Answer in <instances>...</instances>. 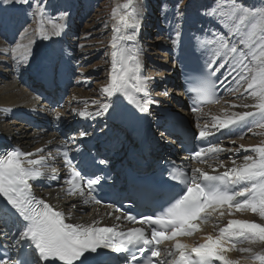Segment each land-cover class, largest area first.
<instances>
[{"label":"snow or ice","instance_id":"snow-or-ice-1","mask_svg":"<svg viewBox=\"0 0 264 264\" xmlns=\"http://www.w3.org/2000/svg\"><path fill=\"white\" fill-rule=\"evenodd\" d=\"M132 0L124 7L127 8ZM225 4L227 7L225 8ZM9 5L21 6L28 15L38 13L41 16L48 10V3L45 0H0V9ZM141 8H145L141 5ZM176 16L182 22L184 10L181 11L180 0L176 5ZM16 9H13L15 11ZM60 19L65 21L64 25H54L51 35H46L43 27L40 29L42 40L59 38L68 27L70 12L61 10L58 13ZM200 15L215 21L217 29H207L194 35V47L198 50H209L212 55L208 59L206 70L207 78L204 87L211 89L213 86L223 87L231 91H239V86L247 83L245 93H249L259 99L255 105L259 109V115L264 120V0L258 6L246 5L243 0H214L210 6L200 9ZM252 21H255L254 23ZM12 19L7 14L0 12V29L8 27ZM123 29H131V34L127 36L119 35L121 27L115 29L117 36L111 44L112 70L111 84L105 87L103 92L108 98L126 97L127 100L136 107L139 113H150V108L154 101L144 98H135L130 94L129 88L137 93H147L149 81L138 75L141 68L137 57L131 60L121 50L117 41L134 40L137 35L138 25L129 23L128 17H121ZM251 24L248 31L245 29ZM181 31L176 32L174 43H179ZM240 37L235 43L232 38ZM31 43V42H30ZM242 46V47H241ZM26 51L23 56L22 68H29L33 63L28 46H24ZM247 49L248 51H244ZM259 50L257 56L256 50ZM260 63V68L255 76L248 82L246 72L250 73L248 57ZM122 66L118 69L117 64ZM34 76L50 87H57L62 76L63 69L55 55L42 59L30 69ZM231 78V81H230ZM234 82L237 87L229 88V84ZM258 89V91L253 90ZM165 95H168L165 89ZM233 107H236L233 105ZM245 107H248L245 105ZM113 109V99L101 104L95 113L79 112L80 116L103 117ZM195 111V107L192 109ZM251 111L236 113L228 118H214L213 128L216 132L222 129H229L230 126H240L249 117H254ZM264 127V124H260ZM199 125L197 128L199 129ZM213 134L207 128L197 132V138L203 139ZM81 138L88 136L86 131L79 133ZM75 139V137H73ZM243 149V145L239 146ZM220 147L199 148L193 152L196 159H200L202 153L220 152ZM252 151L259 153V160H254L253 156L243 157L245 163L225 168L219 175H209L200 169H192L191 175L185 172L175 174L169 171V178L185 184L186 193L176 199L163 215H134L129 212H122L116 217L117 221L127 220L130 223H139L140 227H133L130 230H117L116 226L97 227L92 224L82 225L66 222L64 214L55 210L43 198H37L32 193L30 180L42 176L41 172H33L22 166L19 159L24 154L12 151L6 159H0V199L5 203L0 204V237L11 238L7 245L0 244V264H114V258L110 253H129L127 264H153L150 257H159L160 252L157 245L162 239H174L183 234H190L197 227L194 223L208 209H216L222 205L232 206L235 202L237 209H251L264 217V147L253 148ZM65 163L72 167V159L68 151H64ZM39 160L29 159L28 164L35 165ZM100 165L108 162L99 160ZM175 167V166H174ZM220 167H225L223 163ZM55 173V169L52 170ZM53 179H59L53 176ZM107 177L103 173L93 175L86 180L87 189L90 193L95 192L98 187H102L107 182ZM207 183H200L198 181ZM85 180V176L80 171L73 170L72 179L68 181L71 185L69 191L77 190L83 196L85 194L80 182ZM219 182V183H216ZM251 195V199L248 196ZM244 197V201L237 200ZM87 203V201H85ZM100 203V200H96ZM111 207V205H109ZM115 211H120L117 207ZM13 218L23 223V227L11 226ZM144 225L150 226V231L146 233ZM160 226L164 230H157ZM170 230V235L168 234ZM221 237L213 239L208 237V242L200 244L191 249L199 259H192L186 254L188 245L177 242L175 251L179 253L177 264H210L211 260L222 261L223 264H233L222 254V238L226 235L245 236L251 234L264 240V225L256 222H245L232 220L227 227L220 230ZM27 242L29 248H34L37 256H32L28 252L21 254L13 260L10 255L13 251H21L22 246ZM244 251H249L244 249ZM172 255V252L168 253ZM261 264H264V256L258 257ZM155 264H159L156 261Z\"/></svg>","mask_w":264,"mask_h":264},{"label":"rangeland","instance_id":"rangeland-1","mask_svg":"<svg viewBox=\"0 0 264 264\" xmlns=\"http://www.w3.org/2000/svg\"><path fill=\"white\" fill-rule=\"evenodd\" d=\"M45 2L48 3V10L44 14L46 15L45 21L42 20V16L38 13L28 15V12L22 10L21 6L18 5H9L7 8L0 9V12L7 14L12 19V23L8 27L17 30V34L13 40L8 42L11 37L6 36L4 32L5 28L0 29V95L7 99L16 98V100H19V106L26 104L24 100L30 101L29 96L31 91L27 90L23 82L28 81V71H30L31 66L29 68H22L23 57L18 53L21 52L19 51L20 46L23 42L28 43V50L33 55L34 48L38 45L37 43L43 41L40 36V29L43 27V24L44 31L46 27L64 25L65 21L60 19L57 13L61 10H67L70 12V18L67 22L68 27L61 35V41L67 39L71 43L69 46L63 45L61 52L56 58L57 60H63L64 63L70 62L78 67V82L70 95V100L81 94L83 97H88L93 103L104 101L105 93L103 89L109 87L111 83V44L115 39L116 0H72L71 2H68V0H45ZM137 2L139 3L137 4L138 9L145 12L143 16H150L151 12H157L155 16L157 20H154V17L151 16L150 21L154 25L159 23V30L151 33L153 36L150 41L145 40V36H143L142 40L136 43L141 64L140 71L142 70L139 75L149 81L147 95L157 99V101H161L164 99V92L158 87L165 78V70L160 65L166 64L170 68L173 64L168 59V56L162 53L160 45L164 47L173 45L176 32L184 30L186 23L191 20L198 21L197 25H201V28L205 25L203 20L206 24L209 21L207 27L214 30L217 29L218 25L214 21L200 15V9L212 5L214 0H180L181 11L184 10L182 22L176 16V5L179 3V0H138ZM243 2L246 5L255 7L260 5L262 0H243ZM141 5H144L145 8L142 9ZM224 7L226 8L227 4ZM13 9L16 10L13 11ZM87 9L91 11V15L82 19V17H85ZM159 15L161 16L160 19L157 18ZM135 21H132V23H136ZM72 34L75 35L71 36ZM159 43L160 45H158ZM44 44L45 42L42 46ZM22 51H26V49L22 47ZM33 59L34 57H32ZM256 62L258 63L256 64ZM247 63L252 71L250 73L246 72L245 75L248 76V82H251V78L256 74L261 65L259 61L253 60L251 56L248 57ZM8 64L11 68L6 66ZM244 85H247V83L239 86V91L236 94L237 99L239 98L238 94L243 92ZM236 100H231L230 96H228L224 99L221 108L208 111L203 118L208 117L209 123L214 119L212 117L216 118L218 114L221 113L222 115L224 112H227L229 106ZM228 104L229 106L226 109ZM262 121L264 124V120ZM208 123L206 124L208 125ZM259 128L262 129L261 126ZM258 129L252 135L254 137L249 136L247 138V142L259 141V139H255L260 135ZM252 213L254 212L251 209H236L235 212H230L223 216H226L224 218L228 219L236 214H250L252 216ZM218 218L206 221L204 226L207 228L220 224L222 218ZM213 221L217 223L212 225ZM240 246L238 245L237 248ZM261 255L264 256V249L261 250Z\"/></svg>","mask_w":264,"mask_h":264},{"label":"bare ground","instance_id":"bare-ground-1","mask_svg":"<svg viewBox=\"0 0 264 264\" xmlns=\"http://www.w3.org/2000/svg\"><path fill=\"white\" fill-rule=\"evenodd\" d=\"M72 0H68V2H71ZM138 0H132V3L129 4L127 8L124 7L125 4L129 3V0H116L115 8H116V20H115V29L117 27L122 28L121 24V17H128L129 23H132L135 19H139L143 16V10L138 9L139 4L137 2ZM140 6V5H139ZM75 9V7H74ZM144 9V8H142ZM88 10V9H87ZM23 13V12H22ZM46 15H42V20L45 21ZM213 21V20H212ZM215 22V21H214ZM253 23L255 21H252ZM209 25V21L207 22ZM215 24V23H214ZM44 27V24H43ZM199 25H197L194 29H191V33L198 34L202 32L201 29H198ZM215 27V26H214ZM251 24H248V27L245 29V31L250 30ZM209 29V28H207ZM205 29V30H207ZM7 31V33H12L10 36H15L17 34V30L12 27H6L4 29ZM54 27H46L45 34L51 35V33L54 31ZM139 33V30L137 29V34ZM131 34V29H123L119 35L127 36ZM175 35V34H174ZM117 36V33L115 31V38ZM61 37V36H60ZM59 38L54 37L51 40H43L39 41L33 48V65L31 64V68L35 66L36 63L40 62L42 60V56L44 54V51L46 53L47 50H51L52 47L56 49V43L59 42ZM240 39V37H234L232 38V42H236ZM182 40V39H181ZM189 42L191 44H194L193 37L188 38ZM45 42L44 46L43 43ZM117 43L120 45L121 50L124 51V54L131 60V57L135 56L139 60V53L136 50L135 46V40H123V41H117ZM24 44V45H23ZM59 45V43H58ZM185 43H182L181 41L178 43L179 46H183V49H187ZM29 46L28 43H22L20 46L18 52L21 57L24 56V52L22 51V47ZM177 47V48H178ZM194 47V46H192ZM242 47V46H241ZM59 48H61L59 46ZM176 48V49H177ZM112 49V48H111ZM196 51L200 52L202 56H204L207 61L211 57L212 53L211 51L205 49V50H198L195 48ZM246 51L247 49H243ZM113 51V49H112ZM59 52L58 50H55V53ZM256 54L259 55V50H256ZM54 53V54H55ZM45 57V55H44ZM247 62V61H246ZM258 62H256L257 64ZM260 64V63H259ZM122 65L120 63L117 64V68L119 69ZM112 70V61H111V69ZM142 71V70H141ZM140 72V70H139ZM256 72V71H255ZM111 73V72H110ZM139 75V73H138ZM255 76V74H254ZM111 84V83H110ZM84 85V83H83ZM110 86V85H109ZM237 87L234 83L232 84L231 88ZM247 85H244L243 92L238 94L239 98L237 99V91H231L232 93H229V96L231 100H236L231 106L229 104V110L227 109V112H224L222 115L221 113L218 114L217 117L224 119L228 118L229 116H232L236 113H243L245 111H251L255 114L254 117H249L245 122H242L240 126H230L229 134H231L230 140H225L223 143L219 146L223 150L220 152H216L217 159L212 162V164H207L204 168L205 169H213L215 172H221L225 171V168H230L233 166L232 161H236V166H241L245 161L243 160V157L246 155L253 156L254 160H259V153L252 151L253 148L258 147H264V127L259 128L260 124H263V121L259 115V109L255 107L260 101L257 97H254L249 93H245V88ZM258 91V89H253ZM130 94H132L135 98L141 99L142 93H137L134 89L129 88ZM35 98V97H34ZM27 99V98H26ZM108 98L106 93L104 95V101L102 102H96L93 103V101H90L88 97H83L81 94L75 97L73 100L69 101L68 107H71V109H62L58 110L56 116L53 118V126H51L50 130L48 132H33L32 130L26 128V127H19L22 125V119H25L26 117L29 119H34L35 121L43 120L41 118V107H39L38 104H33L36 100L33 99V97L30 95L29 100H24L25 105L19 106V100H16V98L12 97V99H7L6 97H3L0 95V135H6L9 139L12 140V145L14 146L15 150H17L20 153L24 154H31V155H21L24 157L28 163L29 159H35L39 160L40 163L31 165V171L33 172H41V173H51V174H57V170L55 169V173H53L54 166L56 164V161L54 160L55 152L54 148L61 143V139L63 138L62 132H57L59 128H65V122L66 124H70L72 126V130L76 131L77 129L85 130L90 127H97V123L101 120H103V117H94V116H80L77 115L79 112H86V113H95L99 106L105 102L108 101ZM116 99V97H115ZM118 99L122 102L123 106L126 107V109L132 104L127 100L126 97H118ZM33 102V103H32ZM115 100L113 99V103ZM32 103V104H31ZM167 101H162L160 103L155 102L152 104L153 109H161L166 110L167 105H165ZM223 105V102L217 106H213L210 108H207L206 110H215L221 108ZM235 105L236 107H233ZM247 105L248 107H245ZM231 111V113H229ZM44 112V111H43ZM205 113V112H204ZM203 113V114H204ZM202 114V115H203ZM200 116V115H199ZM195 117V123H198V117ZM215 118V117H212ZM93 123H95L93 125ZM208 120L204 121V123L200 124L198 130H203L207 128L212 133L216 132L213 128V124L215 123V120L212 119L208 125ZM21 124V125H20ZM106 125L107 122H104ZM198 125V124H197ZM196 125V127H197ZM89 126V127H87ZM259 128V129H258ZM258 129L260 135L257 136L258 138H255L256 140L259 139V141H249L247 142V138L249 136H252L255 131ZM225 129H222L219 132H222ZM10 133V135H8ZM247 136V137H245ZM245 137V138H244ZM254 137V136H252ZM243 145V149H241L239 146ZM24 159V160H25ZM223 163L225 167H220V164ZM62 190L58 191H51V192H43V196L48 201L52 202V205L57 207V210L62 212L66 218V222L68 223H78L82 225H89L94 224L96 222L97 216H90L81 213L80 207L78 206V201L76 198H65L63 194H61ZM60 198H65V200H60ZM233 210H236L237 208L235 205L232 207ZM235 212V211H234ZM248 216V217H247ZM232 220H241L245 222H256L261 225H264V217H261L259 213L257 212L255 215L250 216L249 214H244L238 217L237 215H234L229 218L227 222L224 224L214 227L210 230H207L211 232L214 236H217L218 238L221 237L220 230L224 227H227V225ZM202 223L198 225V229L200 228ZM229 239V240H228ZM222 244L228 247V250L226 252H223V255L231 260L233 264H261L258 257H260L261 250L264 249V240H261L258 236H252L251 234H246L245 236H237V235H226L222 238ZM238 245H241L237 248ZM244 249H248L249 251H244ZM262 256V255H261Z\"/></svg>","mask_w":264,"mask_h":264}]
</instances>
